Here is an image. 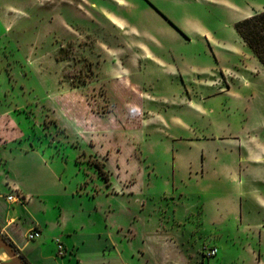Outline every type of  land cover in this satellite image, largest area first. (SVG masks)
<instances>
[{
	"label": "rangeland",
	"instance_id": "1",
	"mask_svg": "<svg viewBox=\"0 0 264 264\" xmlns=\"http://www.w3.org/2000/svg\"><path fill=\"white\" fill-rule=\"evenodd\" d=\"M146 1L0 0L3 102L125 262L246 264L239 169L264 174V66L235 24L264 0Z\"/></svg>",
	"mask_w": 264,
	"mask_h": 264
},
{
	"label": "crops",
	"instance_id": "2",
	"mask_svg": "<svg viewBox=\"0 0 264 264\" xmlns=\"http://www.w3.org/2000/svg\"><path fill=\"white\" fill-rule=\"evenodd\" d=\"M151 1L147 5L163 15ZM5 96L0 88V120L6 127L17 123L11 128L21 133L5 135L0 124V264H130L123 260L114 233L105 228L84 231L77 208L69 205L82 208V194L77 195L45 153L29 143L31 135L26 138L22 127L30 128L25 124L30 117L11 114L16 109L3 102ZM247 159L248 170L239 169V261L264 264V174L256 172L257 162ZM32 230L41 236L29 240Z\"/></svg>",
	"mask_w": 264,
	"mask_h": 264
},
{
	"label": "trees",
	"instance_id": "3",
	"mask_svg": "<svg viewBox=\"0 0 264 264\" xmlns=\"http://www.w3.org/2000/svg\"><path fill=\"white\" fill-rule=\"evenodd\" d=\"M235 27L241 39L264 66V11L239 20L236 22ZM97 168H99L101 176L107 179L100 167L97 166ZM203 256L209 258L206 252Z\"/></svg>",
	"mask_w": 264,
	"mask_h": 264
},
{
	"label": "built area",
	"instance_id": "4",
	"mask_svg": "<svg viewBox=\"0 0 264 264\" xmlns=\"http://www.w3.org/2000/svg\"><path fill=\"white\" fill-rule=\"evenodd\" d=\"M9 199H13V196H9ZM41 236V232L39 230H32L28 233L27 237L29 240H35ZM59 244V249L62 251L64 250V245L60 239H57ZM218 253V248H209L206 250L207 257L211 258L216 256Z\"/></svg>",
	"mask_w": 264,
	"mask_h": 264
}]
</instances>
